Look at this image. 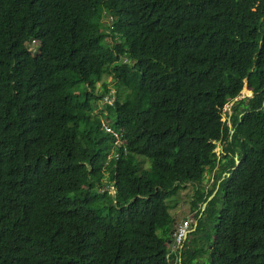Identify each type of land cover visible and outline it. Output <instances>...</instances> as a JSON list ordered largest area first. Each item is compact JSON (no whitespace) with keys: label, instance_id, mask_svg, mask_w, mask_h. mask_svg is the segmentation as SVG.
<instances>
[{"label":"trees","instance_id":"1","mask_svg":"<svg viewBox=\"0 0 264 264\" xmlns=\"http://www.w3.org/2000/svg\"><path fill=\"white\" fill-rule=\"evenodd\" d=\"M263 15L0 0V264H264ZM187 184L200 245L178 248L167 199Z\"/></svg>","mask_w":264,"mask_h":264},{"label":"rangeland","instance_id":"2","mask_svg":"<svg viewBox=\"0 0 264 264\" xmlns=\"http://www.w3.org/2000/svg\"><path fill=\"white\" fill-rule=\"evenodd\" d=\"M262 26L264 27V15H263V19H262ZM105 80L110 81V76H105ZM96 86L99 87V82H96ZM108 86H111V81L109 82ZM244 88L247 91V93H246L247 95H245L244 98H247L248 96L251 95L250 94L251 90L247 86H244ZM113 90H114V87L111 86L109 88V91H113ZM104 97H105V95H101L100 102L97 99L96 104L100 105L102 103V99ZM229 112H230V107L227 103L222 107V110H221L222 118H225L227 116V114H229ZM213 150L217 154V157H218L219 150H220L219 142H216V145L213 147ZM204 181H207V176H205ZM208 181L209 182L207 184H208V186H210L209 183L211 180H208ZM191 190H192V187L189 184H187L186 186L182 187L181 189H177V191L173 195H170L169 198L167 199L168 203H171V202L176 200L175 206L173 208L169 209V211L172 215V218H174V222H177L178 219H181L184 216H189V217L194 219L193 213L197 209L199 202L194 201L192 199V197L190 196ZM192 200H193V202H192ZM201 206H202V204H201ZM188 237H189V234L187 235V238H186L187 242H188Z\"/></svg>","mask_w":264,"mask_h":264},{"label":"built area","instance_id":"3","mask_svg":"<svg viewBox=\"0 0 264 264\" xmlns=\"http://www.w3.org/2000/svg\"><path fill=\"white\" fill-rule=\"evenodd\" d=\"M106 101H110L107 96L104 97ZM105 129L110 130L114 135L116 134V130H114L111 126L109 127L108 124L102 123ZM193 221V218L189 216H185L181 219H178L177 222H174L173 225V231H172V239H173V246L178 247L183 240L186 238L189 230H190V225ZM194 246L197 247V245H190L189 247ZM188 247V248H189Z\"/></svg>","mask_w":264,"mask_h":264},{"label":"clouds","instance_id":"4","mask_svg":"<svg viewBox=\"0 0 264 264\" xmlns=\"http://www.w3.org/2000/svg\"><path fill=\"white\" fill-rule=\"evenodd\" d=\"M105 39L106 40H109V37L108 36H106L105 37ZM126 59V56H125V54H122L121 55V61H124ZM106 76H110V75H106ZM110 81H111V76H110ZM110 81H106L107 82V87H108V90L105 92V93H103L102 95H105V96H107L108 98H109V102L108 101H106L104 98L102 99V102H105V103H107V104H112L113 103V99H114V93H115V89L113 90V91H109V88L112 86H108V84H109V82ZM100 98H101V96H100ZM99 98V99H100ZM101 100V99H100ZM101 188H105L110 194H113L114 193V186H113V184H107V185H105V186H102ZM185 217V216H184ZM183 218V217H182ZM193 221H195L194 219H193ZM192 221V222H193ZM192 224V223H191ZM174 225V224H173ZM191 226V225H190ZM172 231H173V227H172ZM172 231H171V233H172ZM190 231V230H189ZM189 233V232H188Z\"/></svg>","mask_w":264,"mask_h":264},{"label":"flooded vegetation","instance_id":"5","mask_svg":"<svg viewBox=\"0 0 264 264\" xmlns=\"http://www.w3.org/2000/svg\"><path fill=\"white\" fill-rule=\"evenodd\" d=\"M195 223H196V221H193L192 222V224H191V226H190V231H189V237H188V242L186 241V238H187V236H186V238L183 240V242L178 246V248H182V247H184V248H188L190 245H197V246H199L200 245V243H199V240H200V238H196L195 239V234L194 233H192V231H193V229H194V226H195ZM187 234V235H188ZM192 251V250H191ZM190 251V252H191ZM197 259H194V262L192 263V264H195V261H196Z\"/></svg>","mask_w":264,"mask_h":264},{"label":"water","instance_id":"6","mask_svg":"<svg viewBox=\"0 0 264 264\" xmlns=\"http://www.w3.org/2000/svg\"><path fill=\"white\" fill-rule=\"evenodd\" d=\"M244 86H246V78L243 79V85H242V87H241V89H240V91H239V94L236 95L235 97H233V98L228 102V105H229V106H230L232 103H236L241 97H244L245 95H247L245 92H243ZM250 94H251V93H250ZM226 120H227V122H228V114H227V116H226ZM228 124H229V123H228ZM235 161H237V160H235ZM204 180H205V178H203V181H204ZM209 188H210V186H209ZM214 191H215V188L212 189L211 193L207 196L206 200L209 199V198L212 196V194L214 193ZM206 200L202 203V206L205 204ZM170 224H172V223H170ZM171 231H172V230H171Z\"/></svg>","mask_w":264,"mask_h":264},{"label":"crops","instance_id":"7","mask_svg":"<svg viewBox=\"0 0 264 264\" xmlns=\"http://www.w3.org/2000/svg\"><path fill=\"white\" fill-rule=\"evenodd\" d=\"M209 180H211V179H209ZM209 182V181H208ZM208 185V184H207ZM209 185H210V183H209ZM209 187V186H208Z\"/></svg>","mask_w":264,"mask_h":264}]
</instances>
